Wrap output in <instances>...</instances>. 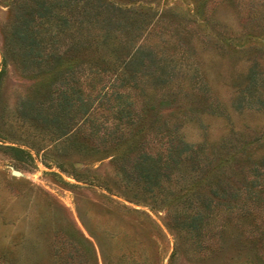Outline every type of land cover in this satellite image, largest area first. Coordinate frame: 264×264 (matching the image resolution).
<instances>
[{"label": "trees", "instance_id": "obj_1", "mask_svg": "<svg viewBox=\"0 0 264 264\" xmlns=\"http://www.w3.org/2000/svg\"><path fill=\"white\" fill-rule=\"evenodd\" d=\"M226 1L239 7L240 0ZM208 4H196L203 20ZM252 7L247 19L253 24ZM12 20L10 44L20 50L21 68L38 79L22 105L29 125L52 127L64 151H85L87 141L97 150L114 149V164L128 184L161 203L172 200L168 219L198 253L225 250L232 259L242 242L264 241V129L212 147L178 135L180 119L216 108L192 62L189 35L159 31L149 42L158 19L131 0H23ZM222 36L228 44L240 41V49L252 48L244 39L260 40L259 53L233 86L238 107L264 110V30ZM225 232L231 237L222 249ZM71 233L54 242L47 264H97L89 240L74 228ZM14 237H0V264H39L19 253L22 239ZM134 251L128 250L126 264H137Z\"/></svg>", "mask_w": 264, "mask_h": 264}, {"label": "rangeland", "instance_id": "obj_2", "mask_svg": "<svg viewBox=\"0 0 264 264\" xmlns=\"http://www.w3.org/2000/svg\"><path fill=\"white\" fill-rule=\"evenodd\" d=\"M22 1L0 0V237L22 239L19 253L39 264L48 263L54 242L71 237L73 228L93 246L97 264L129 263L128 250H135L137 264H249L248 259L264 264V241L242 242L243 250L232 259L225 250L198 253L185 231L168 219L172 200L161 203L128 184L114 164V149L97 150L87 141L85 151H64L65 143L54 141L52 127L38 131L29 125L22 105L34 94L38 79L21 68L20 50L10 44L8 33ZM131 1L150 8L159 20L149 42L159 39V31L189 35L192 62L216 105L178 121L183 141L212 147L233 134L264 129V110L238 107L233 86L247 72L251 56L259 53L260 40L244 39L252 48L240 49V41L228 44L222 39L264 30V0H240L237 9L226 0H209L205 20L195 13L198 0ZM252 5L253 24L247 19ZM260 61L264 65V56ZM191 73H184L185 86ZM230 237L225 232L222 249Z\"/></svg>", "mask_w": 264, "mask_h": 264}]
</instances>
